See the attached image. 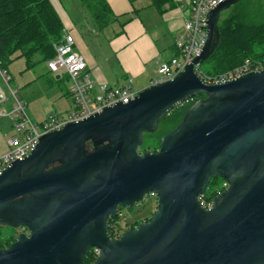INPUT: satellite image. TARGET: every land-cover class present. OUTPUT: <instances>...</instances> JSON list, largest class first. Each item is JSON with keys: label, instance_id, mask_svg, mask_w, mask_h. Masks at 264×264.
<instances>
[{"label": "water", "instance_id": "water-1", "mask_svg": "<svg viewBox=\"0 0 264 264\" xmlns=\"http://www.w3.org/2000/svg\"><path fill=\"white\" fill-rule=\"evenodd\" d=\"M225 0L207 16L202 54L173 81L44 135L0 175V227L25 228L0 264H264V71L207 85ZM158 152L141 153L177 107L198 96ZM228 187L206 209L210 182ZM155 194L149 222L113 240L108 220Z\"/></svg>", "mask_w": 264, "mask_h": 264}, {"label": "trees", "instance_id": "trees-1", "mask_svg": "<svg viewBox=\"0 0 264 264\" xmlns=\"http://www.w3.org/2000/svg\"><path fill=\"white\" fill-rule=\"evenodd\" d=\"M166 2L168 0L158 1V8L161 10ZM247 2L248 0H242L228 9L229 12L225 13L226 15L221 16L220 44L213 55L198 66L201 77L216 78L240 67L247 60L264 64V7L249 12L245 9ZM83 4L88 8L98 31L103 32L119 22L120 18L112 13L106 0H83ZM126 17L122 26L131 18ZM63 31L64 25L55 10L53 0H0V62L2 66L8 70L10 62L16 55L26 59L28 69L35 65L36 58L40 62H48L55 57L54 46L61 42ZM176 55H178L177 50ZM203 98H205L204 95L198 96L174 109L162 121L156 133L145 135L140 152H158L163 137L179 125L188 108ZM219 180L220 178L212 179L205 196L202 197L205 207H208L213 199L223 192L224 182L221 185ZM118 219L119 215L108 220V234L113 240L126 231ZM134 225H137V221ZM96 257L95 251L91 250L85 258V264L93 263Z\"/></svg>", "mask_w": 264, "mask_h": 264}, {"label": "built area", "instance_id": "built-area-1", "mask_svg": "<svg viewBox=\"0 0 264 264\" xmlns=\"http://www.w3.org/2000/svg\"><path fill=\"white\" fill-rule=\"evenodd\" d=\"M224 1H191L184 31L178 35L175 44L178 55L159 64L157 73L160 78L152 85L173 81L202 54L208 39L207 16ZM75 48L74 37L67 33L61 42L54 46L55 57L47 62L51 73L64 72L69 84L68 93L72 100L73 110L67 112L66 115L52 113L42 123L34 121L29 116L27 104L22 101L19 92L13 88V80L9 71L0 62V119H8L13 129L12 136L7 141V151L0 155V175L12 163L28 158L44 135L61 131L68 124L80 123L103 112L106 108L128 104L139 96L141 91L134 90L131 80L119 87L97 83L89 72L85 58ZM261 71H264V64L247 60L240 67L216 78H205L200 76L198 66L195 67V72L207 85L226 83L245 74ZM227 187L228 185L224 182L223 189ZM149 196L157 198L155 194ZM203 207L208 209L211 203L208 207L204 205Z\"/></svg>", "mask_w": 264, "mask_h": 264}, {"label": "crops", "instance_id": "crops-1", "mask_svg": "<svg viewBox=\"0 0 264 264\" xmlns=\"http://www.w3.org/2000/svg\"><path fill=\"white\" fill-rule=\"evenodd\" d=\"M106 1L112 13L120 18L119 22L105 29L103 34L92 33L89 41L103 37L108 42L107 55L99 51L91 53L79 32L76 33L75 28L82 26L83 21L73 22V31L70 33L67 20L64 21L58 14L64 24L63 37L67 33L74 37L75 49L84 55L89 72L97 83L119 87L131 80L133 86L143 91L156 81L154 74L157 73L159 64L176 56V40L184 31V20L188 18L192 0H168L161 10L157 3L161 0ZM54 5L58 8V4L54 3ZM126 16L132 19L122 26ZM103 68L108 71V74ZM64 76L56 74V82L60 83ZM19 96L27 104L28 114L33 119L30 112L31 106L20 94ZM64 96L71 100L68 92ZM70 108L73 109L72 100ZM37 114L42 116L38 119L44 122L52 112L46 115L41 112ZM1 144L0 138V146Z\"/></svg>", "mask_w": 264, "mask_h": 264}, {"label": "rangeland", "instance_id": "rangeland-1", "mask_svg": "<svg viewBox=\"0 0 264 264\" xmlns=\"http://www.w3.org/2000/svg\"><path fill=\"white\" fill-rule=\"evenodd\" d=\"M53 2L58 4V8L55 6V10L57 9L56 12L64 19V21L67 20L66 22L70 25L68 27L70 33L73 31V22L76 23L77 20L79 22L83 21L82 26H77L75 31L76 33L79 32L86 44V47L89 48L91 53L99 51L101 53L105 52V55L108 54V42L105 41L103 37L100 36L99 38L92 40L93 42L89 41L92 37V33H103L97 30L88 8L83 4V0H53ZM260 7H264V0H248L245 5V9L249 12H254ZM227 12H229V10H226L223 14H227ZM185 22L186 20H184V27ZM78 53L84 57L82 53ZM110 59L112 60V58ZM103 69L108 74V71L105 68ZM8 70L13 80V88L16 89L24 100L31 106L30 112L33 119L42 122V120L38 119L42 117L37 114L38 112L44 113L43 115L51 112L66 115L68 111L71 112L73 110L70 108L71 100L64 96V94L68 92L69 88L64 72H60L58 74L60 76H64V79L60 83H57L55 80L56 74H53L48 70L47 62H40L39 59L36 58L35 65L31 69H28L26 59L19 57V55H16L13 58V61L10 62ZM154 78L155 80L160 78L158 73L154 74ZM133 88L134 90L139 91L135 86H133ZM11 136L12 128L10 121L8 119L1 118L0 138L2 140V144L0 146V155H3L7 151V141ZM219 183L222 185L223 180L220 179ZM157 204V198L146 196L142 202L134 206L132 209H123L120 221L122 227L127 230L135 226L137 227L142 222L150 221L156 211ZM136 221L137 225H134ZM95 253L97 254V252Z\"/></svg>", "mask_w": 264, "mask_h": 264}, {"label": "flooded vegetation", "instance_id": "flooded-vegetation-1", "mask_svg": "<svg viewBox=\"0 0 264 264\" xmlns=\"http://www.w3.org/2000/svg\"><path fill=\"white\" fill-rule=\"evenodd\" d=\"M122 213H123V209L120 208L118 210V214H117V216L119 215V219H118L119 222L121 221ZM137 227H135V228L133 227V228L136 229ZM128 230H133V229L132 228H129ZM21 234H27V236H29V232L25 228L13 229V228H9V227H0V251H7V250H9L11 248V246L15 242H17V240H18V238H19V236ZM90 264H92V263H90Z\"/></svg>", "mask_w": 264, "mask_h": 264}]
</instances>
